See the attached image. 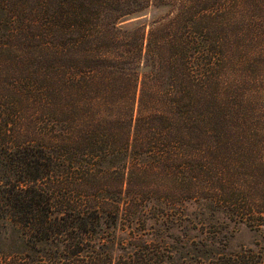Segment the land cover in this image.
<instances>
[{
  "label": "trees",
  "instance_id": "1",
  "mask_svg": "<svg viewBox=\"0 0 264 264\" xmlns=\"http://www.w3.org/2000/svg\"><path fill=\"white\" fill-rule=\"evenodd\" d=\"M188 202L264 225V0H0L8 264H264L168 242Z\"/></svg>",
  "mask_w": 264,
  "mask_h": 264
},
{
  "label": "rangeland",
  "instance_id": "2",
  "mask_svg": "<svg viewBox=\"0 0 264 264\" xmlns=\"http://www.w3.org/2000/svg\"><path fill=\"white\" fill-rule=\"evenodd\" d=\"M163 13V9L154 6L148 9L122 18L119 26L130 28L138 24H146ZM184 211L179 222L170 225L164 230L168 242L175 245L193 240L194 243L199 241L215 242L213 247L220 248L226 252H236L243 249H250L253 252L260 253L264 259V225L256 226L248 224L245 220L235 221L225 217L222 213H217L210 223H205L202 218L209 216V212L198 207L195 203H186ZM161 222L147 221L146 227L153 226L154 230H163L164 225ZM219 239L221 244L217 245ZM13 250L12 240H8V231L5 238L0 237V264H8V254ZM264 262V261H263Z\"/></svg>",
  "mask_w": 264,
  "mask_h": 264
}]
</instances>
